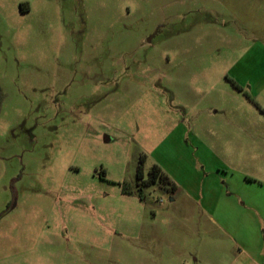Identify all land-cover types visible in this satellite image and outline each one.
<instances>
[{"label": "rangeland", "instance_id": "rangeland-1", "mask_svg": "<svg viewBox=\"0 0 264 264\" xmlns=\"http://www.w3.org/2000/svg\"><path fill=\"white\" fill-rule=\"evenodd\" d=\"M0 264H264V0H0Z\"/></svg>", "mask_w": 264, "mask_h": 264}, {"label": "trees", "instance_id": "trees-1", "mask_svg": "<svg viewBox=\"0 0 264 264\" xmlns=\"http://www.w3.org/2000/svg\"><path fill=\"white\" fill-rule=\"evenodd\" d=\"M241 90L240 88H238ZM143 178L142 167H139L136 173V179L141 180ZM156 182H160L162 185L168 184L170 185V189L173 191L175 189V185L169 181V179L162 173L161 169L154 165L151 171L148 174V180L144 182L143 185L149 186L150 184H154Z\"/></svg>", "mask_w": 264, "mask_h": 264}]
</instances>
